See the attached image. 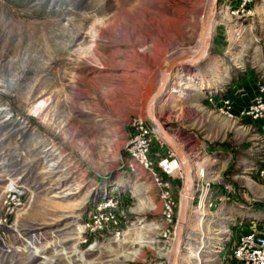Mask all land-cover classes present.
<instances>
[{"label":"rangeland","instance_id":"1","mask_svg":"<svg viewBox=\"0 0 264 264\" xmlns=\"http://www.w3.org/2000/svg\"><path fill=\"white\" fill-rule=\"evenodd\" d=\"M210 2L0 0V264H170L177 222L127 144L160 66L202 44ZM179 74L159 116L212 183L184 264H240L236 240L264 226L263 139L205 101L264 80V0H221L208 57ZM168 149L154 142L156 161Z\"/></svg>","mask_w":264,"mask_h":264},{"label":"built area","instance_id":"2","mask_svg":"<svg viewBox=\"0 0 264 264\" xmlns=\"http://www.w3.org/2000/svg\"><path fill=\"white\" fill-rule=\"evenodd\" d=\"M250 1L242 0V7L246 6ZM234 34V36L239 38L242 31L237 29ZM207 98L212 101V96L207 95ZM220 110L232 119L251 118L264 122V80L258 81L253 101L239 115L236 116L232 112V101L230 98H225ZM133 126L134 133L127 144L128 158L126 165L133 172H137L141 168L149 173L154 186L159 191L165 220L168 223H176L180 208V198L177 197V193L174 191L173 178L175 172H173L168 162L178 159L174 152L168 149L167 154L156 161L152 151L153 143L157 142L161 148H164L166 143L146 118H138L133 123ZM178 171L180 178H183L182 169L180 168ZM260 173L264 174V168L260 170ZM194 179L192 206L200 207L203 196H205V202L209 208L208 202L212 194V183L205 182L202 177ZM259 222L262 223L263 221ZM225 246L221 247L220 252L226 250ZM230 256L236 258L240 264H264V230H252L240 235L235 242L234 249L232 248L231 250Z\"/></svg>","mask_w":264,"mask_h":264},{"label":"water","instance_id":"3","mask_svg":"<svg viewBox=\"0 0 264 264\" xmlns=\"http://www.w3.org/2000/svg\"><path fill=\"white\" fill-rule=\"evenodd\" d=\"M220 2L221 0H211L210 2L200 50L193 54H179L166 60L164 64L160 66L157 84L155 86H153V84L149 86L148 93L145 97L148 122L158 131L167 146L174 152L182 165L183 171V188L170 264H180L181 254L186 245V228L190 217V207L192 206L191 195L194 190L195 179L190 154H188L186 148L178 142L170 131V123L164 122L158 116L156 107L159 101L168 98L171 85L177 74L188 67L199 65L208 57L214 40Z\"/></svg>","mask_w":264,"mask_h":264},{"label":"crops","instance_id":"4","mask_svg":"<svg viewBox=\"0 0 264 264\" xmlns=\"http://www.w3.org/2000/svg\"><path fill=\"white\" fill-rule=\"evenodd\" d=\"M251 73V72H250ZM180 75V74H179ZM178 75V76H179ZM255 77V75H254ZM243 82L240 81H236L232 84V86L229 88V90L227 92H224L222 94H216L214 96H212V101H210L209 99L207 101H205L210 107L215 105L216 110L226 119H228L230 122H233L235 124H239V126L241 128H245L247 130L250 129H257L260 136L263 139V147H264V122L260 121V120H253L251 118H243V119H232L229 118L225 115V113L223 111L220 110V107L223 106V102L225 100V98H230L232 101V112L234 113V115H239L240 112L242 110H244L252 101L253 98L256 94V90H257V84H258V80H256V78H254V81H251L250 84H246L245 86L242 85ZM247 90V91H245ZM234 94V96H232V94ZM210 96V95H209ZM211 97V96H210ZM205 144L201 145V147H203L204 149H209V147H211L212 145H214L215 143H208V141H203ZM210 151V150H209ZM190 157L192 159V154L193 151H191ZM193 161V160H192ZM179 163V162H178ZM264 168V158L261 162V164H257V166L255 167L254 170H256V173L259 174V176L256 179H252V181L256 184L262 183V181L264 182V174L260 173V170ZM198 177V175L195 176V178ZM182 179L178 178V179H174V191L175 193H178L180 190V186H182ZM179 190V191H178ZM257 219L258 221H264L263 220H259L258 217H253L251 219ZM261 223H258V225H260ZM261 228H259L256 231H263L264 230V226H260Z\"/></svg>","mask_w":264,"mask_h":264},{"label":"bare ground","instance_id":"5","mask_svg":"<svg viewBox=\"0 0 264 264\" xmlns=\"http://www.w3.org/2000/svg\"><path fill=\"white\" fill-rule=\"evenodd\" d=\"M216 22H217V19H216ZM203 38V37H202ZM202 45V44H201ZM201 45H199L198 46V48H197V50L195 51V53H197L199 50H200V48H201ZM178 77V74H177V76H176V78ZM176 78H175V80H176ZM175 80H174V82L172 83V85H171V90H170V92L171 91H177L176 90V88H174V84H175ZM151 84V83H150ZM150 86V85H149ZM197 87V86H196ZM203 87V86H202ZM148 89H149V87H148ZM147 93H148V90H147V92H146V94H145V96H144V104H145V97H146V95H147ZM165 103V100H161V101H159V103L157 104V107H156V111H157V114H158V116H159V112L162 110V107L164 106L163 104ZM158 110H159V112H158ZM160 117V116H159ZM191 158V157H190ZM191 161H192V159H191ZM180 162V161H179ZM169 163V165H170V167H171V169L173 170V172H176L177 171V167H178V160H174V161H171V162H168ZM181 164V163H180ZM192 165H194L193 166V175H194V173H195V176L196 175H202V176H204V175H206V173H205V169L202 167V166H200V165H198V163H192ZM198 166H199V168H198ZM195 167V168H194ZM179 168H182V165H181V167H179ZM178 168V169H179ZM200 171V172H199ZM195 178V177H194ZM192 196H193V193H192V195H191V199H192ZM206 206H207V204H206V202H205V196H203V199H202V202H201V205H200V207L198 208H195V209H193V207L191 206L190 207V214H191V212L192 213H194V214H199V217H198V225L200 226L202 223H203V218H202V216L206 213ZM186 246V248H184L183 249V251H182V254H181V260H180V263H183L184 264V262H186V261H188L190 258H198L199 256H198V253H199V249L197 250V249H195V248H193V247H188L187 245H185Z\"/></svg>","mask_w":264,"mask_h":264}]
</instances>
